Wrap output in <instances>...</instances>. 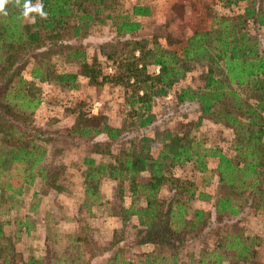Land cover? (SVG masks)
Instances as JSON below:
<instances>
[{"label":"trees","instance_id":"obj_1","mask_svg":"<svg viewBox=\"0 0 264 264\" xmlns=\"http://www.w3.org/2000/svg\"><path fill=\"white\" fill-rule=\"evenodd\" d=\"M37 2L32 0L34 5ZM39 2L47 17L37 16L35 23L20 19L19 10L11 4L6 9L8 16H0V189L18 196L24 186L37 181L42 189L62 190V167H41L46 156L44 144L49 143L52 133L32 122L41 102L39 84L66 90L77 89L78 78L97 88L110 84L123 91V127L81 114L66 129V135L91 145L92 154L110 158L100 162L82 158L84 204L98 203L95 198L101 182H113L117 203L110 207L112 216L123 224L134 217L138 230L133 246H148L150 250L135 255L134 262L123 260L124 246L117 247L106 264L109 260L114 261L111 264H254L255 238L245 237L236 221L228 224V220L245 209L264 206V46L247 32L248 24L264 27V0L225 1L233 5L243 2L244 6L240 13L216 17L208 29L192 32L176 50L169 49L168 44L158 45L154 38L148 41L134 36L140 29L135 18L147 17L148 6L134 5L128 13H121L117 0ZM107 21L112 23L115 37L121 39L110 50L105 48L108 43L99 47L112 67L111 72L104 73L95 58L90 62L85 59L80 41L86 39L91 25ZM58 56L77 71L59 72ZM29 63L27 80L22 72ZM198 64L205 69L202 86L182 88L174 99L197 104L200 117L196 125L207 118L232 129V155L204 145L189 130L128 137L127 131L152 124L153 99L166 96ZM149 66L157 68L155 74L146 71ZM243 91L250 101L240 96ZM121 140L125 146L115 156L110 155L111 145ZM154 143L158 144L155 154L151 153ZM206 159L216 161L218 194L210 211L191 210L189 204L194 199L206 202L211 198L196 193L192 182L173 177L171 171L191 162L204 173ZM163 189L166 195L160 196ZM124 192L128 195L126 206L122 205ZM225 218L227 224L221 225ZM17 224V230L24 226ZM209 235L214 239L211 246L204 244V237ZM6 241L5 246L0 244V252L7 253L12 264V243L9 238ZM192 241L199 242L198 248L185 252ZM118 242L111 241L110 245L115 247ZM66 260L51 264H66ZM18 264L50 263L45 258L28 257Z\"/></svg>","mask_w":264,"mask_h":264},{"label":"rangeland","instance_id":"obj_2","mask_svg":"<svg viewBox=\"0 0 264 264\" xmlns=\"http://www.w3.org/2000/svg\"><path fill=\"white\" fill-rule=\"evenodd\" d=\"M225 1L229 0H117V3L121 13H128L134 5L148 6L150 14L147 17H139L140 29L134 36L148 41L154 38L158 45L164 47L168 44L169 49L176 50L192 32L206 30L214 23L216 17L233 16L240 13L244 6L243 2L233 5ZM247 32L264 46V27L248 24ZM118 39L121 38L115 37L111 22L91 25L86 39L80 41L85 47V59L90 62L95 58L104 73L111 72L110 62L104 60L99 47L108 43L105 48L110 50V46ZM30 67L31 63L22 72L24 79L28 80ZM56 69L59 72L77 71L76 67L65 62L63 56H58ZM146 71L155 74L157 68L149 66ZM204 71L200 64L193 65L166 96L153 99L150 108L154 116L152 124L145 129L127 131L126 135L152 136L154 132L163 130L174 133L189 130L190 135L204 145L218 147L224 155L231 156L234 140L232 129L207 118L201 119L196 125L200 117L197 104L177 103L174 99L182 88L201 87ZM38 87L41 102L34 111L32 122L34 126L52 133L48 135L51 139L49 143L44 144L46 156L41 167L47 170L55 166L62 167V190L57 193L42 189L37 181L32 186H24L18 196H11L0 189V244L5 246L7 238L11 240L15 256L12 264H18L20 260L28 257L43 260L45 258V262L50 264L55 260L67 258L69 260H66V264H106L113 251L123 246V260L137 261L133 257L148 252L150 247L133 246L138 230L134 217L128 218L123 224L112 216L110 207L117 203L114 198L115 184L102 181L95 198L98 203H92L90 206L84 204L81 185L82 158L91 157L100 162L109 161V155L92 154L91 145L83 140L72 141V138L66 135V129L72 126L77 115L81 114L100 117L113 127H123L125 108L122 89L110 84L97 88L82 78H78V88L75 90L58 88L48 83H41ZM246 93L243 91L240 96L250 101ZM261 117L264 120V110ZM123 146L125 145L121 140L112 144L108 151L110 155L115 156ZM151 147V153L155 154L158 144L154 143ZM215 163L214 159H206L207 170L204 173L198 172L191 162L172 169L173 177L192 182L196 193H205L211 198L206 202L194 199L189 204L191 210H211L212 200L218 194ZM122 188L126 190V183L122 184ZM161 195H166L164 189L160 192ZM101 199L104 201L101 202ZM127 202L128 195L124 192L122 205ZM227 220L222 219L221 225L227 224ZM235 221L245 237L255 238L254 264H264V206L245 209L241 215L228 220V224ZM17 222L24 225L20 230H17ZM204 238V244H214L212 236ZM111 241L119 242L113 247L110 245ZM197 244L198 241L189 242L185 252L196 250ZM185 252H181V255ZM111 262L109 260L110 264ZM0 264H9L7 253L0 252Z\"/></svg>","mask_w":264,"mask_h":264},{"label":"clouds","instance_id":"obj_3","mask_svg":"<svg viewBox=\"0 0 264 264\" xmlns=\"http://www.w3.org/2000/svg\"><path fill=\"white\" fill-rule=\"evenodd\" d=\"M10 4L19 10L20 19L30 23H35L37 16L40 18L47 17V13L43 10V4L39 0L35 5L32 3V0H0V16H8L6 9Z\"/></svg>","mask_w":264,"mask_h":264},{"label":"crops","instance_id":"obj_4","mask_svg":"<svg viewBox=\"0 0 264 264\" xmlns=\"http://www.w3.org/2000/svg\"><path fill=\"white\" fill-rule=\"evenodd\" d=\"M135 20L138 22V20H139V17H136L135 18ZM106 180H104L103 182H105ZM100 197V196H99ZM104 200L103 199H101V202H103ZM124 206H126V205H124ZM135 219V218H134Z\"/></svg>","mask_w":264,"mask_h":264},{"label":"built area","instance_id":"obj_5","mask_svg":"<svg viewBox=\"0 0 264 264\" xmlns=\"http://www.w3.org/2000/svg\"><path fill=\"white\" fill-rule=\"evenodd\" d=\"M148 1V0H147Z\"/></svg>","mask_w":264,"mask_h":264}]
</instances>
